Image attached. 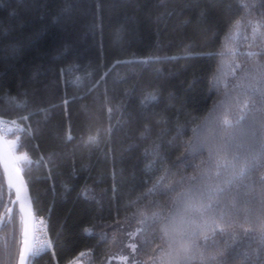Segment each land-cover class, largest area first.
Returning a JSON list of instances; mask_svg holds the SVG:
<instances>
[{
	"label": "trees",
	"instance_id": "trees-1",
	"mask_svg": "<svg viewBox=\"0 0 264 264\" xmlns=\"http://www.w3.org/2000/svg\"><path fill=\"white\" fill-rule=\"evenodd\" d=\"M0 121L60 264H124L148 211L149 261L188 190L214 223L183 264H264V0H0ZM13 198L0 164V264Z\"/></svg>",
	"mask_w": 264,
	"mask_h": 264
},
{
	"label": "rangeland",
	"instance_id": "rangeland-1",
	"mask_svg": "<svg viewBox=\"0 0 264 264\" xmlns=\"http://www.w3.org/2000/svg\"><path fill=\"white\" fill-rule=\"evenodd\" d=\"M0 125L4 129H12L11 124L0 121ZM16 139H12L14 144ZM23 159V155H18ZM188 203H192L199 208L203 205V200L193 195L189 190L183 193L177 202L175 209L164 222V230L166 233V243L160 248L156 255L149 261L140 262L142 264H183L195 255L196 240L199 233L204 231V227L198 228L197 225L208 220V213L203 211H194L186 207ZM153 215V214H152ZM151 212L142 213L136 222V225L130 229L120 242V247L116 255L109 258V261L116 259L124 264H138L136 257V248L141 238V232L146 226ZM186 249V251H185ZM86 258V264H87Z\"/></svg>",
	"mask_w": 264,
	"mask_h": 264
},
{
	"label": "water",
	"instance_id": "water-1",
	"mask_svg": "<svg viewBox=\"0 0 264 264\" xmlns=\"http://www.w3.org/2000/svg\"><path fill=\"white\" fill-rule=\"evenodd\" d=\"M0 164L4 172L6 185L14 193L10 210L16 205L22 215V244L17 264H29L31 244L35 232V211L33 200L25 174L20 168L17 157L1 129ZM17 168L19 169V172L16 171ZM9 175L12 177V184H9ZM17 188H19V198L17 196Z\"/></svg>",
	"mask_w": 264,
	"mask_h": 264
},
{
	"label": "built area",
	"instance_id": "built-area-1",
	"mask_svg": "<svg viewBox=\"0 0 264 264\" xmlns=\"http://www.w3.org/2000/svg\"><path fill=\"white\" fill-rule=\"evenodd\" d=\"M0 129L5 130L0 125ZM50 253L53 257V262L49 264H60L55 258V244L50 235L47 222L43 218H35V232L31 244V256L29 264H35V258L44 254ZM73 264H86V259H79Z\"/></svg>",
	"mask_w": 264,
	"mask_h": 264
},
{
	"label": "snow or ice",
	"instance_id": "snow-or-ice-1",
	"mask_svg": "<svg viewBox=\"0 0 264 264\" xmlns=\"http://www.w3.org/2000/svg\"><path fill=\"white\" fill-rule=\"evenodd\" d=\"M242 118H243V117H241V119H242ZM261 150H262V152H264V144L261 145ZM16 171L19 172V169L17 168ZM241 174H243V170L241 171ZM12 183H13V181H12V177H11V175H9V184H12ZM13 186H14V185H13ZM206 195H207V198H208L209 200H211V198H212V192L209 191ZM17 196H18V198H19V188H17ZM186 207L189 208V209H192V210H194V211H200V212H203V211H206V210H208V211L211 210V204H208V205H201L199 208H197L196 205H194V204H192V203H188V204L186 205ZM210 222L214 223V221L211 219V217L209 218V220H205V221H203L202 224L197 225V227H198V228L205 227V226H207ZM185 251H186V249H185Z\"/></svg>",
	"mask_w": 264,
	"mask_h": 264
},
{
	"label": "flooded vegetation",
	"instance_id": "flooded-vegetation-1",
	"mask_svg": "<svg viewBox=\"0 0 264 264\" xmlns=\"http://www.w3.org/2000/svg\"><path fill=\"white\" fill-rule=\"evenodd\" d=\"M1 227H2V224H1ZM0 231H1V228H0Z\"/></svg>",
	"mask_w": 264,
	"mask_h": 264
},
{
	"label": "bare ground",
	"instance_id": "bare-ground-1",
	"mask_svg": "<svg viewBox=\"0 0 264 264\" xmlns=\"http://www.w3.org/2000/svg\"><path fill=\"white\" fill-rule=\"evenodd\" d=\"M19 163V162H18Z\"/></svg>",
	"mask_w": 264,
	"mask_h": 264
}]
</instances>
